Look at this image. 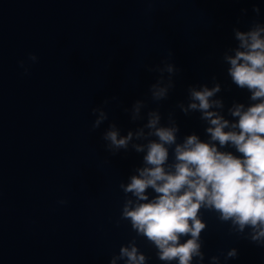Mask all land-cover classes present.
I'll return each instance as SVG.
<instances>
[{
	"label": "water",
	"instance_id": "water-1",
	"mask_svg": "<svg viewBox=\"0 0 264 264\" xmlns=\"http://www.w3.org/2000/svg\"><path fill=\"white\" fill-rule=\"evenodd\" d=\"M257 27L264 28V0H0V264H129L121 249L132 247L143 264H178L160 260L122 215L136 198L121 185L145 166L133 145L147 140L110 152L102 137L112 123L121 136L135 133L159 111L162 124L179 125L177 143L193 134L210 142L201 113L185 115L179 105L191 102L190 87L217 84L211 99L224 107L210 110L230 123L238 121L233 105L259 103L232 82L226 60L244 50L236 32ZM159 79L168 98L157 103L149 89ZM137 100L145 106L133 121ZM94 108L109 116L95 130ZM219 150L239 155L230 144ZM220 215L200 209L203 259L190 264H264L252 229L241 232Z\"/></svg>",
	"mask_w": 264,
	"mask_h": 264
},
{
	"label": "clouds",
	"instance_id": "clouds-1",
	"mask_svg": "<svg viewBox=\"0 0 264 264\" xmlns=\"http://www.w3.org/2000/svg\"><path fill=\"white\" fill-rule=\"evenodd\" d=\"M259 11V9H254ZM264 28L243 33L236 32L240 48L234 57H226L230 64L228 74L232 82L251 93L252 101L259 103L245 109L243 104H235L229 114L238 118L230 123L213 108L224 107L221 100H212L221 91L220 85L209 89L207 86L197 90L188 89L189 100L185 108L179 105L185 115L189 111L201 113V119L210 125L206 133L210 142H203L193 134L186 136L182 143H177L179 125L171 118L168 124H162L159 111H149L144 126L135 133L129 131L121 136L115 123L109 125L103 135L110 152L127 151L129 143L135 137L145 139L144 145H133L137 153H144V167L136 170L127 185H121L123 191L136 198L128 201L123 209V218L131 221L132 227L139 234L153 242L159 250L162 261L178 260V264H190L193 256L203 259L200 244L197 242L205 225L198 219L203 206L219 212L220 219L232 221L241 232L246 227L252 229L251 241L264 248ZM29 59L37 62L38 57ZM24 67V62H21ZM168 73L175 69L169 65ZM28 69H25L27 74ZM149 71L163 70L149 68ZM160 79L151 85L149 91L154 102L168 98V88L160 87ZM174 87V85H169ZM113 99H116L115 97ZM108 101H105L107 104ZM144 101L137 100L131 108L133 121L140 118ZM127 111V109H125ZM97 118L93 130L109 119L103 108H94ZM145 129H148L145 133ZM225 129H231L225 131ZM217 144L219 147H217ZM232 145L235 152H222L219 149ZM174 146V147H173ZM170 149L174 163L168 164ZM167 165V167H166ZM151 189L156 195L150 199L146 194ZM66 203V201H62ZM192 238L180 243L182 236ZM235 249L228 253L229 258H236ZM127 257L129 264H143L145 257L137 255L132 247L121 249V258ZM215 260V258H213ZM115 264V260L111 262Z\"/></svg>",
	"mask_w": 264,
	"mask_h": 264
}]
</instances>
